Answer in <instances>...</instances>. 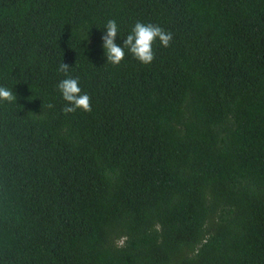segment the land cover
<instances>
[{
	"label": "trees",
	"instance_id": "16d2710c",
	"mask_svg": "<svg viewBox=\"0 0 264 264\" xmlns=\"http://www.w3.org/2000/svg\"><path fill=\"white\" fill-rule=\"evenodd\" d=\"M0 86V264H264V0H0Z\"/></svg>",
	"mask_w": 264,
	"mask_h": 264
},
{
	"label": "clouds",
	"instance_id": "9594fccd",
	"mask_svg": "<svg viewBox=\"0 0 264 264\" xmlns=\"http://www.w3.org/2000/svg\"><path fill=\"white\" fill-rule=\"evenodd\" d=\"M118 36V26L115 19H108L104 25V34L101 36L102 47L107 63L119 65L125 57V49L141 64H150L155 55L153 44L158 40L162 47H169L172 41V33L162 27L152 23H142L137 21L129 34L123 39V45L115 43ZM85 38V37H84ZM58 72L63 74V78L56 84V89L62 100L65 102L61 111L65 115L75 114L78 110L84 113L92 111L91 97L87 92L82 91L79 77L69 74V66L60 64ZM15 99L12 91L4 86H0V101L12 102ZM49 108L53 105H48Z\"/></svg>",
	"mask_w": 264,
	"mask_h": 264
}]
</instances>
